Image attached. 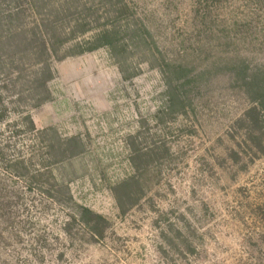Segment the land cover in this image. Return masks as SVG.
<instances>
[{
    "label": "rangeland",
    "instance_id": "obj_1",
    "mask_svg": "<svg viewBox=\"0 0 264 264\" xmlns=\"http://www.w3.org/2000/svg\"><path fill=\"white\" fill-rule=\"evenodd\" d=\"M0 58V264H264V0H0Z\"/></svg>",
    "mask_w": 264,
    "mask_h": 264
},
{
    "label": "trees",
    "instance_id": "obj_2",
    "mask_svg": "<svg viewBox=\"0 0 264 264\" xmlns=\"http://www.w3.org/2000/svg\"><path fill=\"white\" fill-rule=\"evenodd\" d=\"M82 35L87 33V30H83L81 31ZM118 34L113 32V31H104L102 33H99V35H97L91 42L86 43L88 46H84L82 44H77L75 46H73L70 50H75V51H71L69 52V54H67V56H74V55H82L85 52H93L101 47H107L111 50L113 56L116 55V50H117V46H118V41L119 38H117ZM67 41L62 42V44L66 43ZM57 44L56 43H52L51 44V52L56 53L57 52V48L55 47ZM144 44H147L146 42ZM48 47H44L43 52L41 53V56H45L47 55L48 52ZM1 59V58H0ZM248 67H244V70L241 72L243 74V85L246 88V91L253 94L250 95L252 97H254V101L258 104V110H254L255 114H257V120L261 118V113L264 114V76L261 77H255V75H252L251 77H249V73H248ZM181 72V73H180ZM180 76L183 77L184 75L186 76L187 71L182 69L179 71ZM178 73V74H179ZM51 75V74H50ZM179 76V75H178ZM252 78V79H251ZM248 79V80H247ZM249 79H251V81H249ZM169 83L171 86H173V82L171 81V79H169ZM258 88V90H260L259 92L257 91V93H255L254 88ZM173 88V87H172ZM174 90H176L175 88H173ZM174 90H172V96H171V103H173L172 108L174 109L175 106H177V104L179 106H184V104H182L181 102L177 101L178 97L177 93L174 94ZM260 123H262V121L259 120ZM88 214L89 211L87 209H84L83 211V218L82 219H86L88 220ZM99 219L101 220V217H99ZM95 230V229H94ZM97 232V230H96Z\"/></svg>",
    "mask_w": 264,
    "mask_h": 264
}]
</instances>
